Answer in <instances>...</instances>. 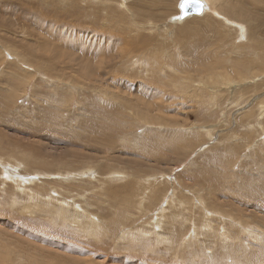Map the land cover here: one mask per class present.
I'll return each instance as SVG.
<instances>
[{"label": "rangeland", "instance_id": "1", "mask_svg": "<svg viewBox=\"0 0 264 264\" xmlns=\"http://www.w3.org/2000/svg\"><path fill=\"white\" fill-rule=\"evenodd\" d=\"M178 2L0 0V264H264V0Z\"/></svg>", "mask_w": 264, "mask_h": 264}, {"label": "water", "instance_id": "2", "mask_svg": "<svg viewBox=\"0 0 264 264\" xmlns=\"http://www.w3.org/2000/svg\"><path fill=\"white\" fill-rule=\"evenodd\" d=\"M206 3L204 0H180L179 7L181 9L179 18L183 19L189 15L202 14Z\"/></svg>", "mask_w": 264, "mask_h": 264}, {"label": "bare ground", "instance_id": "3", "mask_svg": "<svg viewBox=\"0 0 264 264\" xmlns=\"http://www.w3.org/2000/svg\"><path fill=\"white\" fill-rule=\"evenodd\" d=\"M180 1V0H179ZM205 1V3H206V5H205V7H204V11H203V13L205 12V11H207V8L208 7H210V0H204ZM136 5V4H135ZM137 7V9H138V14L137 13H133V15L134 16H136V17H138V20L136 21L137 23L138 22H141V18H142V16H144V13H143V11H142V5H138V6H136ZM109 8H111L113 11H116L117 9L116 8H114V6H110ZM178 8L180 9V7H179V2H178ZM180 12H181V9H180ZM180 12L178 13V14H175V15H173L172 17H171V19L172 20H174V21H178V22H182V21H184V20H186L187 18H189V17H196V16H200V15H203V13L202 14H193V15H189V16H187V17H185V18H183V19H180L179 18V15H180ZM232 12V11H231ZM141 17V18H140ZM195 21V18L194 19H192V21ZM191 20L190 21H187L188 23L189 22H192ZM186 22V23H187ZM205 24V23H204ZM238 24V23H237ZM186 25V24H185ZM239 25V24H238ZM206 26V25H205ZM258 26V25H257ZM200 27V26H199ZM243 27V26H242ZM201 28H203V27H201ZM206 28V27H205ZM241 28V27H240ZM134 29H136L135 27H134ZM242 29V28H241ZM122 30V29H121ZM121 30H119V31H121ZM199 31V30H198ZM194 33V32H193ZM110 36V35H109ZM111 36L112 37H114V35L113 34H111ZM204 43V42H203ZM205 44V43H204ZM254 48V47H253ZM237 61V60H236ZM184 62V61H183ZM248 62V61H247ZM250 64H252V63H250ZM194 66V65H193ZM243 67V66H242ZM242 68H240V70H241ZM248 69V68H247ZM243 70V69H242ZM250 70V69H249ZM244 74H246V73H244ZM19 181V180H18ZM22 181V180H21ZM22 184V183H21ZM264 195V194H263ZM205 207V206H204ZM211 209V208H210ZM187 210V209H186ZM208 210V209H207ZM215 210V209H214ZM217 210V209H216ZM219 211V210H218ZM213 212V211H212ZM214 214V213H213ZM62 217V216H61ZM229 217V216H228ZM212 218V217H211ZM222 219H223V217H222ZM224 221V220H223ZM104 224V223H103ZM157 225V224H156ZM209 225V224H208ZM211 225V224H210ZM90 226V225H89ZM151 231V230H150ZM218 232V231H217ZM220 232V231H219ZM255 232V231H254ZM202 234V233H201ZM229 237V236H228ZM132 239V238H131ZM205 243V242H204Z\"/></svg>", "mask_w": 264, "mask_h": 264}]
</instances>
